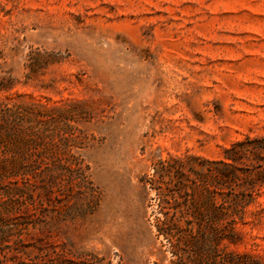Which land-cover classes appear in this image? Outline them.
Segmentation results:
<instances>
[{
    "label": "rangeland",
    "instance_id": "1",
    "mask_svg": "<svg viewBox=\"0 0 264 264\" xmlns=\"http://www.w3.org/2000/svg\"><path fill=\"white\" fill-rule=\"evenodd\" d=\"M15 94L75 102L72 123L87 135L78 151L96 205L51 229L48 264L62 241L71 249L62 264H169L157 224L187 229L159 205L166 181L179 179L174 159L188 186L201 159L264 135V0H0V101ZM222 225L216 210L206 229L216 253L264 261V184L237 223L239 244L217 238ZM27 250L21 261L36 264Z\"/></svg>",
    "mask_w": 264,
    "mask_h": 264
},
{
    "label": "trees",
    "instance_id": "2",
    "mask_svg": "<svg viewBox=\"0 0 264 264\" xmlns=\"http://www.w3.org/2000/svg\"><path fill=\"white\" fill-rule=\"evenodd\" d=\"M21 97L0 101V264H28L21 260L31 257L29 247L35 249L31 260L48 264L49 246H54L49 243L51 229L92 213L96 186L78 151L87 135L72 123L82 116L75 102L47 105ZM174 161L179 179L166 181L168 192L159 193V205L163 214L171 208L176 220L183 218L187 229L157 224L174 256L169 264H264L251 251L216 253L206 231L219 210L223 225L217 238L232 245L241 242L237 223H243L245 207L264 184V135L234 140L220 159H201L202 167L190 171L188 186L183 160ZM160 163L158 175H169L172 162ZM216 193L221 194L219 206L214 204ZM58 248L57 264H62L71 249L63 241Z\"/></svg>",
    "mask_w": 264,
    "mask_h": 264
}]
</instances>
